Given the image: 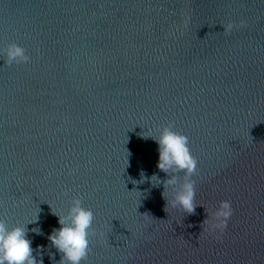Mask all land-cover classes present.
Masks as SVG:
<instances>
[{
    "label": "water",
    "instance_id": "water-1",
    "mask_svg": "<svg viewBox=\"0 0 264 264\" xmlns=\"http://www.w3.org/2000/svg\"><path fill=\"white\" fill-rule=\"evenodd\" d=\"M168 124L190 176L156 167ZM188 181L194 213L167 205ZM73 196L94 213L80 264H264V0H0V219L61 264Z\"/></svg>",
    "mask_w": 264,
    "mask_h": 264
},
{
    "label": "clouds",
    "instance_id": "clouds-1",
    "mask_svg": "<svg viewBox=\"0 0 264 264\" xmlns=\"http://www.w3.org/2000/svg\"><path fill=\"white\" fill-rule=\"evenodd\" d=\"M231 23L224 26L227 33L232 29ZM5 63H23L29 60L25 49L15 42L7 44L4 50ZM158 145V160L156 167L168 173L170 170L182 171L185 175H192L197 168V160L191 154L188 147V137L178 131H174L171 124L165 125L159 135L154 138ZM151 181L160 183L159 178L153 174ZM173 179L164 183L172 184ZM179 205L186 213H194L196 208L195 190L193 183L188 181L177 192L174 198L167 201V205ZM232 215L231 202L219 201L215 211L217 220L209 223L210 232L219 230L221 233L226 227L228 218ZM94 213L90 208L82 205L78 196L72 197V204L67 215L58 216L60 227L53 229L48 239L60 253L61 264H80L89 250V229L92 226ZM26 225H13L9 227L0 219V264H43L33 256L32 242L27 236ZM32 231L39 233V229Z\"/></svg>",
    "mask_w": 264,
    "mask_h": 264
}]
</instances>
